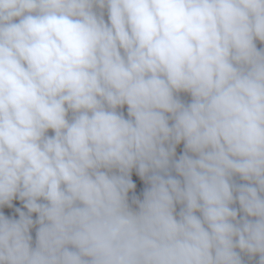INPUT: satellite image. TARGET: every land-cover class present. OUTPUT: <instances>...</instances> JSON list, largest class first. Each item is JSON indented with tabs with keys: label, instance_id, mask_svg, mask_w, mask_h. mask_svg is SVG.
Instances as JSON below:
<instances>
[{
	"label": "clouds",
	"instance_id": "clouds-1",
	"mask_svg": "<svg viewBox=\"0 0 264 264\" xmlns=\"http://www.w3.org/2000/svg\"><path fill=\"white\" fill-rule=\"evenodd\" d=\"M0 264H264V0H0Z\"/></svg>",
	"mask_w": 264,
	"mask_h": 264
},
{
	"label": "trees",
	"instance_id": "trees-1",
	"mask_svg": "<svg viewBox=\"0 0 264 264\" xmlns=\"http://www.w3.org/2000/svg\"><path fill=\"white\" fill-rule=\"evenodd\" d=\"M181 98L184 99L185 101L190 99V97H188L187 94H184V93L181 94ZM119 110L123 111L125 116H127V106L126 105L123 108L119 109ZM49 134H52L51 130L49 131ZM182 151H183V142H181L180 144H178L176 146V154H177V156H179L182 153ZM131 179L135 183V188L133 190H130L129 198L131 199V197L133 195H136L138 197H142L143 190L146 187L145 181L136 173L135 169H133L132 172H131ZM18 201H20V200L19 199H14L13 202H12V207H9L7 205H5V207H7L8 209H11V208H13V206ZM245 259H247V257H245Z\"/></svg>",
	"mask_w": 264,
	"mask_h": 264
}]
</instances>
